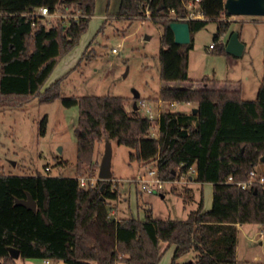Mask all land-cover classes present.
<instances>
[{"label":"trees","instance_id":"1","mask_svg":"<svg viewBox=\"0 0 264 264\" xmlns=\"http://www.w3.org/2000/svg\"><path fill=\"white\" fill-rule=\"evenodd\" d=\"M191 1L195 0L120 1L121 18L133 20L150 10L153 20L163 26L159 100L193 106L189 112L163 111L159 133L152 136L149 118L129 111L125 97L65 96L66 75L45 87L89 27L96 0H0V108L59 99L65 107L78 106L80 112L75 177L0 174V264H18L9 247L20 250L22 260L158 264L161 241L176 248L172 264H237V225L264 224V187L242 189L228 179L246 181L253 169L264 176V81L254 100L245 99L241 89L195 86L211 78L189 77L194 35L217 21L213 49L225 54V43L219 41L229 29L230 14L225 0H200L205 19L185 21L191 42L178 44L168 17L172 10L176 17H186ZM42 7L62 18L48 26L46 17L33 16ZM47 123L45 117L40 136L46 135ZM103 135L133 149L131 162H157L159 177L165 181L179 179L194 167L196 182L213 184L212 208L205 210L202 194L186 220L157 219L151 210L145 219L111 216V203L119 199L113 182L99 180L95 187L85 188L79 180L90 172ZM178 194L186 204L194 201L189 187L184 195ZM29 195L37 202L36 211L17 204ZM191 252L192 260L178 262Z\"/></svg>","mask_w":264,"mask_h":264},{"label":"rangeland","instance_id":"2","mask_svg":"<svg viewBox=\"0 0 264 264\" xmlns=\"http://www.w3.org/2000/svg\"><path fill=\"white\" fill-rule=\"evenodd\" d=\"M120 1L96 0L95 14L75 47L76 62H71L69 58L63 63L67 77L62 84V94L122 96L127 99L126 105L129 111L135 110L134 104L137 102L138 111L143 117L149 116L148 108H151L156 116L159 111L175 112L184 109L185 104L173 106L164 103L162 107L158 106L159 91L162 86L160 80L162 24L150 19L142 20L141 17L133 20L121 18L118 16ZM64 16L69 17V15ZM235 17L247 20L243 23L245 24L243 38L248 44L244 61L241 63L238 61L240 58L236 57H233V61L227 59L228 61L225 62H210L206 59L208 54L220 55L210 49V45L215 44L214 36L218 30V22L213 20L194 35L189 77L195 79L204 76V71L209 65L224 66L223 70L228 80L241 81L240 86L239 82H229L225 87L228 89L242 87L243 97L254 100L264 81V16ZM60 18L62 15L58 12L56 15L46 17L45 21L51 26ZM241 25L237 23V28L239 29ZM114 49L117 50L116 53ZM59 65L60 63L57 67ZM61 73L59 71L58 75H55L53 82L64 74ZM211 74L218 78L216 73ZM212 80L201 82L199 86L206 88L220 86ZM136 92L140 94L139 99L135 98ZM140 100L146 101V104L142 106ZM79 115L78 106L65 107L59 99L51 103L34 100L23 107L0 108V174H50L54 177H75L78 151L76 127L79 123ZM45 117L48 118L47 132L45 136H40V124ZM151 134L157 136L158 131H152ZM108 143L112 146L113 180L111 181L113 188L119 191V199L111 203V216L142 217L143 212L138 208L136 200L137 185L132 180L138 176L148 175L150 170H155L158 167L157 162L147 164L131 162L130 154L133 149L103 135L96 144L94 163L90 172L81 177H95L99 181V167ZM46 167H49L50 171H47ZM192 176L195 177V174ZM189 185L188 182L177 183L171 187H175L178 193L182 192L184 195V189ZM165 186L169 187V185ZM131 187L134 190L130 199L132 206L130 209L128 189ZM192 187L197 199L196 186L192 185ZM139 198V204H144L140 196ZM149 199L153 200L154 217L162 220H185L190 211L197 207L196 202L186 204L183 197L172 193L167 194L165 198L158 194L153 197L145 194L144 200L149 201ZM113 211L116 212L114 215ZM263 229V224H246L241 228L238 264H264V244L260 245V240H264V234L261 235ZM18 264H42V261L19 259ZM58 264L68 263L61 261Z\"/></svg>","mask_w":264,"mask_h":264},{"label":"crops","instance_id":"3","mask_svg":"<svg viewBox=\"0 0 264 264\" xmlns=\"http://www.w3.org/2000/svg\"><path fill=\"white\" fill-rule=\"evenodd\" d=\"M226 20H228L229 22H230V26H229V29H228V31H227V33L225 34V36H223L222 37V39H221V42H223V43H225V46H226V44H227V42H228V40H229V38H230V36H231V34L233 33V32H235V31H238L239 32V36H240V39H241V41L243 42V44H244V46H245V48H244V50H243V54L240 56V57H237V56H233V55H231V54H228L227 52L225 53V54H223V55H215L214 53H212V54H208V56L206 57V59H208V61H214V62H217V61H219V62H225V60L226 61H233V57H236V58H240L238 61H240L241 63L244 61V59H243V57H244V54H245V51H246V49H247V47H248V44H247V42L245 41V39L243 38V30H244V26H245V24H243V23H246L247 22V20H244V19H239L238 17H235V16H230L229 18H226ZM237 23H241L242 25H241V27L238 29L237 28ZM213 44V43H212ZM211 49V51L212 52H214L215 50L214 49H212V48H210ZM75 48L72 50V51H70L69 52V54H67L63 59H62V61L60 62V65L55 69V71L53 72V74H52V76H51V78L49 79V81L47 82V84H46V87H48L49 85H51L52 83H54L53 82V80H54V78L56 77L55 75H58V72L59 71H61L62 73L61 74H63L65 71H64V69H63V63H65L66 61H67V59H69L70 58V61L72 62H76V60H75ZM190 59H191V53H190ZM228 59V60H227ZM189 65H190V61H189ZM214 65H209L206 69H205V71H204V76H209L211 79L212 78H215L216 80H217V84L218 85H220V86H216V87H225V85L226 84H228L229 82H234V83H236V82H239V86H240V84H241V81H235V80H228L227 79V76H225V72H224V70H223V68H224V66H222L221 67V65H219L218 67L217 66H215V67H217V69H214L215 67H213ZM234 71V69L232 70V72ZM211 73H216V75L218 76V78L217 77H215L214 76V74H211ZM66 73H64L63 75H61L60 77H58V79H60L62 76H64ZM53 77V78H52ZM203 77V76H202ZM202 77H198V78H195V79H193V78H190V79H192V80H199V79H201ZM199 85H201V82H195V86L196 87H200ZM207 87H211V86H207ZM204 88H206V87H204ZM226 88V87H225ZM238 89H241L242 90V92H243V89H242V87H239ZM238 89H235V90H238ZM255 92H257V89L255 88ZM164 103H162L161 101H159V103H158V106L159 107H162V105H163ZM186 106H185V108L184 109H182V110H180V112H189L190 110H192V108H193V106L192 105H190V104H185ZM173 106H180V104H177V103H175V104H173ZM162 112L161 111H159V114L158 115H160ZM192 180H190V185L189 186H187V187H189V188H191L192 189V191H193V196H194V201L193 202H196V203H198V201L200 200V197H201V195L203 194V197H204V208H205V210L206 211H208V210H210L211 208H212V205H213V197H214V187H213V184L212 183H204V184H201V183H198V182H196L195 181V179H194V177L192 176V178H191ZM166 185H169V187H166L165 186V190H164V192H163V194H161V195H159L160 197H162V198H165V197H167V194H169V193H172V194H174V195H178V196H180L179 194H177L178 193V191L176 192V193H174L173 191H172V187H171V185H173V184H171V183H168V184H166ZM192 185H195L196 186V189H197V192H198V197H197V199H195V190H194V188L192 187ZM208 187V188H207ZM135 188H136V200H137V206H138V208H140V210H141V212H143V216L142 217H139L138 215L137 216H134L135 218H139V219H145V217H146V214H147V212L148 211H152V215H153V217H154V211H153V206H154V204H153V200H151V199H149V201H145L144 200V195L146 194V195H149V196H151V197H153V195H157V194H147V193H144V192H142L141 190H140V188H139V186H135ZM134 190V188H129L128 189V191H129V208L131 209V198H132V191ZM139 196L141 197V199L143 200V202H144V204H139ZM142 202V203H143ZM191 212V211H190ZM116 212L115 211H113L112 212V214L114 215ZM189 215V214H188ZM116 217V216H115ZM188 218V217H187ZM186 220V219H185ZM246 224H238L237 225V229H238V242H239V234H240V230H241V228H243L244 226H245ZM264 225V224H263ZM264 230V229H263ZM264 234V233H263ZM263 234H261V235H263ZM237 242V258H238V243ZM264 244V240H260V245H263ZM175 250H176V248H175V246H170V245H168V243H166V242H163V241H161L160 242V244H159V251H160V253H161V257H160V261H159V263L158 264H172V262H173V257H174V254H175ZM195 257V254L194 253H188V254H186L185 256H183V257H181L179 260H178V262H181V263H183V262H186V261H189V260H192L193 258ZM18 261H19V259H18ZM28 261V260H27ZM41 261H42V264H44V260L43 259H41ZM58 263H60V262H55V264H58ZM119 264H122V263H119ZM237 264H238V260H237Z\"/></svg>","mask_w":264,"mask_h":264},{"label":"built area","instance_id":"4","mask_svg":"<svg viewBox=\"0 0 264 264\" xmlns=\"http://www.w3.org/2000/svg\"><path fill=\"white\" fill-rule=\"evenodd\" d=\"M199 3H200V0H195V1H191L188 4H186V8L188 9V14L186 17H176L174 15V10H172L170 17H168V18L172 19L173 21H181V22H185L188 20H198V19L203 20V19H205V17H204L202 10L199 8ZM53 15H56V13L50 14L46 7L39 8L35 13H33V16L35 18L36 17H48V16H53ZM141 19L142 20H144V19L153 20L154 17L152 16L150 10H147L145 16L141 17ZM33 24H35V22ZM213 47H214V44H211L210 48L213 49ZM113 51H114V53L117 52L116 49H114ZM140 104L142 106H144L146 104V101L140 100ZM147 112L149 113L148 118H149L150 123H151V131L157 130L159 133L160 115L156 116V114L152 111L151 108H148ZM46 170L50 171V168L46 167ZM192 174H195V175L197 174V171L194 167L191 168L189 174H182L179 179H176L174 181H165L159 177L158 167H157L155 170H150L148 175H146V176H138V177L134 178L132 180V182L134 184H136L137 186H139V188L142 192H145L147 194L161 195V194H163V192L165 190L166 184H168V183L182 184V183H187V182L189 183L190 180H192L191 179ZM79 180H80V185L82 187H85V188L95 187L98 183V179L95 177H80ZM228 183L237 184L242 189H247V188H249L255 184H260L264 187V176L261 175L256 169H253L250 172L248 180L235 182L233 177L230 176L228 179ZM263 233H264V230L261 231V234H263ZM44 264H55V263L51 260L46 259V260H44Z\"/></svg>","mask_w":264,"mask_h":264},{"label":"water","instance_id":"5","mask_svg":"<svg viewBox=\"0 0 264 264\" xmlns=\"http://www.w3.org/2000/svg\"><path fill=\"white\" fill-rule=\"evenodd\" d=\"M224 8L230 16H264V0H225ZM175 35V42L178 44H188L191 42V29L188 22L173 21L170 24ZM245 46L240 39L239 32L235 31L231 34L225 50L228 54L240 57L243 54ZM135 98L139 99L140 94L135 93ZM135 110H138L137 102L134 104ZM197 108L193 109L195 113ZM264 162V157L262 159ZM99 180L111 181L113 179L112 172V146L107 144L105 154L99 167ZM106 183L101 186V191L106 187ZM103 198V197H102ZM104 199V198H103ZM17 204L23 205L33 211L37 210V202L31 195L25 200H17ZM10 255L14 259L20 258V250L9 247Z\"/></svg>","mask_w":264,"mask_h":264}]
</instances>
